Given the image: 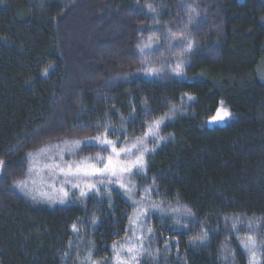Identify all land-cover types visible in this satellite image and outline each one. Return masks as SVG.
I'll return each mask as SVG.
<instances>
[{"label": "trees", "instance_id": "16d2710c", "mask_svg": "<svg viewBox=\"0 0 264 264\" xmlns=\"http://www.w3.org/2000/svg\"><path fill=\"white\" fill-rule=\"evenodd\" d=\"M159 119L138 223L111 184L17 187L45 144L106 153ZM0 161V264H264V0H0Z\"/></svg>", "mask_w": 264, "mask_h": 264}, {"label": "rangeland", "instance_id": "374dc122", "mask_svg": "<svg viewBox=\"0 0 264 264\" xmlns=\"http://www.w3.org/2000/svg\"><path fill=\"white\" fill-rule=\"evenodd\" d=\"M150 48L157 47V43L151 42ZM225 108V106H220L219 109ZM218 111V110H217ZM216 111V114H217ZM216 114L213 116L215 117ZM213 117L208 122L211 126L222 124L224 122H211L213 120ZM160 121L156 124L152 125L151 128L152 131L155 133V135H147L143 138H138L137 140H143V148L146 149L144 151V167L140 169V171H144L146 168V157L148 155V152L152 149V146L149 144V140H152L156 138L157 136V127L156 125L158 123L164 124L163 119H159ZM131 142L130 144H126L124 146H116L117 151H119L121 148L131 146L132 144L136 143ZM77 141L75 139H66L61 142H51L49 144H45L42 147L38 148L34 152H31L34 154L35 162L33 157H29V166L27 169L26 175L22 178L20 181H24L25 183L20 184L17 183V187L20 188L23 192L28 194L31 198H34L38 201H43L47 203H67L71 201L74 198H82L94 191H96L99 187H101L102 183L111 184L112 186L118 187L127 197H129L132 202L136 205V210L133 215V221L135 223L140 222L144 214L152 208L146 201L138 200L134 197L133 194V184L131 183V180L129 178L130 173H125L120 176L119 179L112 176H80V177H64L59 175L58 172H52L48 168L45 167L47 164H73L75 162L84 160L86 157H94L96 155L92 156H83V157H77V152L79 151L80 147L83 145V142H81L80 146H75L72 142ZM94 143L102 145L99 141L94 140ZM48 146H57L53 147L50 152L47 153L48 157H51V159H46L45 157L35 155L39 152L42 148H47ZM103 147H108L109 151L106 153H101L99 155L107 158L110 155H114L112 153L111 146L108 145H102ZM136 150L133 149V153H135ZM115 158V157H114ZM123 155L121 156V159H123ZM132 158H135V155L132 156ZM92 163H95V161H92ZM102 166V165H100ZM31 169V171H30ZM135 171V169H133ZM19 181V182H20ZM124 185L123 187L121 185ZM74 185H79L78 187ZM91 185H94V187H90ZM61 189H63L61 191ZM84 191L86 195H81V191ZM67 193V195H65ZM121 261V260H119ZM125 261V260H122ZM118 264V261L115 263ZM130 264V262H128Z\"/></svg>", "mask_w": 264, "mask_h": 264}, {"label": "snow or ice", "instance_id": "6c2138e0", "mask_svg": "<svg viewBox=\"0 0 264 264\" xmlns=\"http://www.w3.org/2000/svg\"><path fill=\"white\" fill-rule=\"evenodd\" d=\"M189 48H191V44L188 45ZM143 51V49H141ZM230 117V113L227 109L221 108L218 109L217 114L215 117H213V120L211 122H220L225 120L226 118ZM158 128V124L156 125ZM147 135H155V133L152 131V129H149V132ZM93 139L99 141L102 145H108L112 148V153L114 155H110L107 158L97 154L94 157H86L84 160L75 162L73 164H47L45 165L46 168H48L52 172H58L59 175L64 177H80V176H112L116 177L117 179L120 178L121 175L125 173H132L133 169L136 171H139L141 168L144 167V151L146 149L143 148L144 141L137 140L136 143L132 144L131 146L121 148L119 151H117L114 141L109 140L105 137H94ZM75 146L79 147L81 142L80 141H73L72 142ZM53 147L57 146H48L47 148H42L39 150V152L35 155L45 157L46 159H51V157L47 156V153L51 151ZM133 149L136 150L135 153H133ZM29 157H33L35 162V157L33 153L28 154ZM123 155V159H121V156ZM135 155V158L133 159L132 156ZM115 157V158H114ZM92 161H95V163H92ZM4 161H0V167H3ZM102 165V166H100ZM31 171V169H30ZM20 184L25 183L24 181L18 182ZM78 187L79 185H74ZM124 186L123 184L121 185ZM90 187H94V185H91ZM63 189H61L62 191ZM67 195V193H65ZM81 195H86V193L82 190ZM74 230H75V226ZM249 243H254L253 238L251 236L248 237ZM129 253L132 252V249H128ZM118 264H128L127 261H119Z\"/></svg>", "mask_w": 264, "mask_h": 264}]
</instances>
